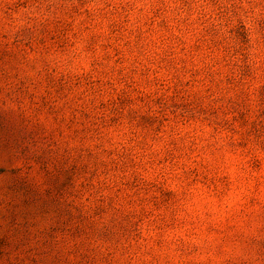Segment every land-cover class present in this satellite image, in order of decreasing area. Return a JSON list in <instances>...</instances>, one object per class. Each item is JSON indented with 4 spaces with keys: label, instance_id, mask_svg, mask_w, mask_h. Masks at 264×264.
<instances>
[{
    "label": "rangeland",
    "instance_id": "rangeland-1",
    "mask_svg": "<svg viewBox=\"0 0 264 264\" xmlns=\"http://www.w3.org/2000/svg\"><path fill=\"white\" fill-rule=\"evenodd\" d=\"M0 264H264V0H0Z\"/></svg>",
    "mask_w": 264,
    "mask_h": 264
}]
</instances>
